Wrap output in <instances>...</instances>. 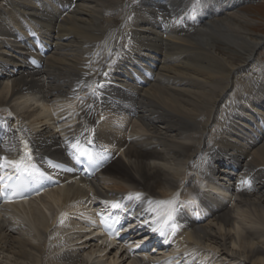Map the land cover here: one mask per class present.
I'll use <instances>...</instances> for the list:
<instances>
[{
  "label": "bare ground",
  "instance_id": "bare-ground-1",
  "mask_svg": "<svg viewBox=\"0 0 264 264\" xmlns=\"http://www.w3.org/2000/svg\"><path fill=\"white\" fill-rule=\"evenodd\" d=\"M202 2L0 0V153L24 150L22 133L57 174L42 196L0 206V256L14 264H168L167 247L156 255L140 249L168 221L160 205L153 217L161 223H139L112 247L116 240H95L89 225L59 227L57 217L65 205L73 211L119 197L144 220L161 190L172 196L185 186L184 204L208 217L188 225L180 210L182 252L207 239L235 262L264 264V62L255 57L264 37L244 30L242 13L241 23L207 19ZM151 62V80L137 84V68ZM107 69L112 80L99 99L92 87ZM86 147L98 156V173L83 182L73 160ZM202 177L226 190L203 191ZM43 208L54 210L51 220ZM21 224H33L37 243Z\"/></svg>",
  "mask_w": 264,
  "mask_h": 264
},
{
  "label": "rangeland",
  "instance_id": "rangeland-1",
  "mask_svg": "<svg viewBox=\"0 0 264 264\" xmlns=\"http://www.w3.org/2000/svg\"><path fill=\"white\" fill-rule=\"evenodd\" d=\"M126 1L127 0H123V3H125ZM207 1H209V0H206L205 2H207ZM234 1L236 2L234 7L229 8L228 10L226 9V7H222L221 5L216 7V11H215V7L210 6V5H206L207 7L205 6L204 8H210V10L213 12L212 15H214L215 17L212 18V20H214L215 18H217V19L223 18V19H229V20L232 19V20H235L236 22L238 21L239 23H241V20L244 19L242 16H244L247 18V24L241 23L245 27L244 30L253 34L252 36L264 37V0H234ZM214 13H218L219 16H218V14H214ZM241 13H242V16L239 17L238 15H240ZM243 14H245V15H243ZM255 57L258 61H262V63L264 62V45L263 44H261L260 46L257 47V49L255 51ZM242 88L243 87H241V86H239V88H238V86L236 87V89H239L238 91H242L243 90ZM186 190H189V188L186 189L185 186H183V190H181V192L178 193V195H172V196H168V195L164 194L166 191L161 190L160 193L163 192L162 195L160 196L162 198L161 204H166V205L169 204L170 208L173 207L174 201L176 199L177 200L181 199V197H179V196L182 195L184 192H186ZM169 195H171V194H169ZM57 200H59V199H57ZM41 204H43V203H41ZM58 204H59L58 201H56L52 204V206L55 207V209H56L55 212L57 210H60V205H58ZM64 208H66V207L64 206ZM43 209L45 212L47 211L49 213L47 208H43ZM52 214H54V210L50 211V213L48 214L50 217V220L53 218ZM58 216L60 218L61 215H58ZM20 229L24 234H26L30 238V240L32 242H34V243L38 242V239L32 235L33 232H36L33 224L29 225L27 227L22 226V227H20ZM54 232H56V231H52V233L49 235L50 238L48 236L46 238L47 244L49 243V246L52 244V242L55 240V238L58 237V233H54ZM52 239H53V241H52ZM214 242L215 241L206 239V240H204V243H202L201 246H197L192 251V253H196L194 255L196 257H200V259L202 258L203 260L208 259V261H210L212 259V261H210V263H207V264H244V263L239 262V261L235 262V261H233L234 259L228 258L225 254H223V252L221 250H219L218 246ZM263 246H264V241H263ZM180 248H181V244H180V247L178 248V251L181 250ZM170 251L173 252V250H170ZM5 255H6V253L0 256V264H9V263L14 264L13 261H9V259L4 257ZM238 260H240V259H238ZM17 264H23V262H21V263L18 262ZM42 264H51V263H49L47 261H42Z\"/></svg>",
  "mask_w": 264,
  "mask_h": 264
},
{
  "label": "snow or ice",
  "instance_id": "snow-or-ice-1",
  "mask_svg": "<svg viewBox=\"0 0 264 264\" xmlns=\"http://www.w3.org/2000/svg\"><path fill=\"white\" fill-rule=\"evenodd\" d=\"M102 75L106 77V76L108 75V73H107V72H104V73H102ZM102 87H103V85L98 83V89H99V88H102ZM94 92H95V90H94ZM0 159H4V162L7 163V164H9V165H12V164L14 163L13 161L7 160L6 158H0ZM28 159H29V160H32L33 157H32L31 155H29V156H28ZM52 166H53V167H58V165H52ZM0 167H3V165H0ZM32 170H33V171H36V172H39V169L36 167V165H33V166H32ZM17 171H19V169H17ZM40 175H42V176H47V178H49V179L52 178L50 175H48V174H46V173H44V172H40ZM9 179H11V177H9ZM17 187H18V186L9 185V184H4V191H5V194H6V195H11V196L22 195V192L17 191ZM22 187H23V189H24L25 191L27 190V186H26V185H23ZM138 195H139V194H138ZM104 203H107V202H104ZM149 203H151V202H149ZM113 207H118V205H113ZM149 223H150L149 220H147V219H144V220H143V226H148ZM120 227L123 228V225H121ZM150 231H151L152 233H156V232L158 231V229H156V228L153 227V228L150 229ZM115 234L118 236V235H119V230H117V231L115 232ZM159 235H160L161 237H163L165 234H164L163 232H160Z\"/></svg>",
  "mask_w": 264,
  "mask_h": 264
}]
</instances>
